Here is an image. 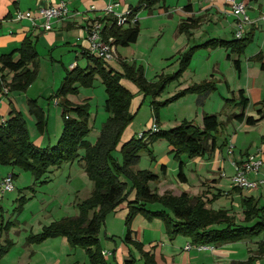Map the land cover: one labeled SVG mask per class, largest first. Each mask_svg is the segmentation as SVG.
<instances>
[{
    "label": "rangeland",
    "instance_id": "obj_1",
    "mask_svg": "<svg viewBox=\"0 0 264 264\" xmlns=\"http://www.w3.org/2000/svg\"><path fill=\"white\" fill-rule=\"evenodd\" d=\"M192 1L194 10L204 5L202 1L210 4V0ZM158 5L138 11V40L129 45L119 44L117 56L109 60V64L119 73H124L120 62L124 60L131 66L143 68L146 83L155 86L153 89L149 86L150 91H146L134 80L126 76L120 78V83L132 93L130 113L133 114L121 143L136 137L143 147L138 159L129 168L157 172L160 179L151 180L149 184L160 196L165 193H186L190 200L198 198L206 203V208L215 212L224 210L228 219L245 223L248 207L244 199L252 196L257 207L264 204V117L257 124L249 125L232 116L239 113L241 108L235 103L240 88L238 81L236 87H228L224 80L228 78L229 84H234L231 69L237 75L234 62L227 57V51L232 53L230 45L197 46L189 65L179 71L182 54L194 44L214 38L215 32L223 35L224 39H236L238 19L236 16L234 20L225 18V8L217 11L215 7L210 13H197L194 21L195 17L181 9V3L176 4V0H163ZM251 7L250 3L246 6V13L250 14ZM115 11L122 13L124 8ZM250 23L243 24L244 30ZM123 26L128 28L129 22ZM226 27L228 32L223 30ZM85 60L91 62L86 55ZM43 61V66L48 70L37 75L26 90L16 91L22 97L18 98L19 105L15 102L14 106L18 105L16 112H21L25 118L29 138L36 144L53 146L61 136L64 120L61 116V98L57 104L51 97L61 86L66 70L63 68L62 75L54 74L47 65L50 63L49 56L48 60ZM205 80L214 82L216 88L212 92L201 95L191 89ZM75 86L79 92H71L66 98L75 104L87 103L92 115L86 139L95 143L104 122L110 117L105 109L106 87L99 73L94 75L92 84L77 82ZM42 91L39 104L48 114L47 126L43 130L38 125L36 115L31 113L29 103L32 96ZM233 97L236 101L231 99L226 104L227 98ZM9 107L13 109V106ZM259 109L264 114V102L255 104L252 101L247 113L256 114ZM3 110L0 108V125L11 116ZM204 112L219 116L218 140L213 152L189 157L182 151L179 157L176 156L177 148L168 138L151 136L154 127L169 129L183 121L201 125ZM72 116H76L74 111ZM224 141L228 144L223 145ZM231 144L234 148L229 152ZM78 154L72 160L50 166L38 180L29 169L0 164V181L5 175L14 174V189L7 192L0 189V247H5L9 240L13 242L10 250L0 257V264H123L130 254L137 264H146L147 258L151 257L160 264L159 255L172 264H242L253 257L256 259L250 264H264V257L257 253L264 234L222 246L200 247L191 236L181 233L174 235L169 229L168 217L149 216L139 211L127 223V200H123L115 210L105 212L95 245H74L66 233L42 237L46 231L64 229L77 219H90L95 213L102 212L100 205L92 206L89 203L94 196L95 185L85 170L82 159L85 149L80 148ZM248 154H255L257 159L263 161L260 169L251 175V180L263 182L256 188L240 189L233 180L236 163L247 159ZM113 156L119 164H124V154L119 149L113 151ZM181 160L187 177L185 181L178 177ZM163 164L165 170L162 169ZM119 179L125 182L124 192L129 191L130 198H133L136 191L130 178L121 172ZM178 191L181 193L176 194ZM149 208L164 209L169 216L174 215L173 209L161 200L154 201ZM127 228L131 230V239L125 240ZM187 245L192 247L187 249Z\"/></svg>",
    "mask_w": 264,
    "mask_h": 264
},
{
    "label": "trees",
    "instance_id": "obj_2",
    "mask_svg": "<svg viewBox=\"0 0 264 264\" xmlns=\"http://www.w3.org/2000/svg\"><path fill=\"white\" fill-rule=\"evenodd\" d=\"M162 1L139 0L136 6L129 8L131 11L129 19L137 17V13L141 9L152 8ZM187 6L190 7L191 5ZM107 20L111 22L102 29L105 38L114 37L117 46L119 44L129 45L137 41L140 34L138 18L134 22L129 20L130 26L128 28L118 25L117 19L113 16L108 17ZM251 40L252 37L249 36L232 40L214 37L205 40L201 44H194L182 54L179 71L189 65L193 51L199 45H213L214 47L230 45L233 53L241 54ZM16 52L19 53L18 58L14 57ZM87 56L90 58V64L86 68L75 66L74 69L67 71L61 86L51 97L53 99L61 98L63 103V130L55 145L42 146L33 142L29 138L23 114L19 111L16 112V109H13L10 113L11 116L0 125V164L19 165L29 169L37 180L44 176L50 166L72 160L79 155L78 150L80 148L85 149V154L82 156L85 161V170L95 185L94 196L89 203L92 206L100 205L102 212L95 213L90 219H77L64 229L46 231L42 234V237L66 233L74 245H95L99 240V226L105 212L115 210L123 200H127L129 206L127 223L139 211L149 216L168 217L169 229L174 235L181 233L191 236L198 246H222L236 240L263 235L264 204L257 207L254 197L250 196L244 199L248 210L245 223L240 224L228 219L224 210L217 212L210 210L206 208L205 202L197 200L198 198H195L194 202L189 199L186 193L180 195L165 193L160 196L149 184L151 180L158 181L160 179L158 173L146 169L134 171L129 168L138 159L139 152L143 147L139 141L140 139L138 140L136 137L121 143L123 132L132 122L133 114L130 113L132 93L120 83V78L126 76L137 82L146 91H150L149 86L152 89L155 86L146 83L143 68L131 66L125 60L120 61L124 73H119L104 58L90 54ZM38 57L35 45L29 38H25L16 51L0 55V92H4L5 88L9 92L26 90L37 78ZM30 64H33V69L29 67ZM234 64L238 69L240 68L239 60H235ZM6 70L13 72L10 81H7L4 75ZM96 73L101 75L106 87L105 109L110 113V117L104 122L100 137L95 143H91L86 139L90 131L91 118L87 103L73 104L66 96L71 92H79L77 86H75L77 82L86 85L92 84ZM215 88L214 82L205 80L196 83L191 89L197 90L201 95H206ZM231 99L236 101L235 97L227 98L226 104ZM29 103L31 113L36 115L38 125L43 130L47 126L48 114L40 106L37 99L31 98ZM235 103L241 108V111L233 113L232 116L242 122L255 125L264 117L261 109L258 110L257 117L246 113L250 100L244 89L238 91V99ZM73 111L76 116H72ZM219 124L218 114L204 112L201 125L183 121L181 124L169 129L158 127L151 136L168 138L177 148L176 156L181 157L180 153L182 151L187 153L189 157L203 156L207 151L213 152L215 150ZM227 144V141L223 142V145ZM117 149L124 154V164L122 165L113 156V151ZM183 163L181 160L178 171V177L181 181L187 179ZM165 167L163 164L162 169L165 170ZM121 172L126 174L132 181V187L136 191L133 198H130L129 191L124 192L125 182L119 179V173L121 174ZM157 200H161L170 206L174 211V215L169 216L164 209L151 210L149 205ZM126 239H131L129 228H127L125 234ZM12 244L13 242L9 240L5 247H0V257L10 250ZM258 247V255L264 257V239L259 242ZM254 259L256 258L253 257V259L242 264H250ZM123 264H137V262L135 257L130 254L126 256ZM146 264L158 263L154 257H151L147 258Z\"/></svg>",
    "mask_w": 264,
    "mask_h": 264
},
{
    "label": "crops",
    "instance_id": "obj_3",
    "mask_svg": "<svg viewBox=\"0 0 264 264\" xmlns=\"http://www.w3.org/2000/svg\"><path fill=\"white\" fill-rule=\"evenodd\" d=\"M61 1L67 3L69 10L68 16L63 19L54 20L52 29H44L42 26V19L37 13L38 7L42 5H58ZM138 1L139 0H0V55L8 54L14 50L16 51L22 45L24 39L29 38L34 43L39 55L37 67L38 75H42L43 70H48L43 66V60H48V56L50 63H47V65L49 71H52L54 74L62 75L64 73L63 68H65L66 72L74 69L75 66L86 68L90 64V62L85 60V55H88L87 49L89 45L87 38L88 29L93 27L96 23H101L102 27L106 24H110L111 21L107 19L111 17V15L106 13V6L109 3L118 2L119 4L115 7V10L121 11L124 8L125 11L136 6ZM181 1L182 0H176V4L181 3V9L190 14L192 18H196V14L199 12L206 11L210 13V11L216 7L217 11H222L223 8H225V12H223L225 18L230 20L231 18H233V20L235 19V16L231 13L230 6L225 0H210V4L202 1L204 5L201 4L198 10H194V3L192 0ZM249 3L250 7L252 4V7L251 10H249L250 14L247 12V15L251 19V23L249 27L247 26L245 29V36L252 37V40L241 54L227 51V57L230 61L235 62V60H239L240 68L238 69L233 63V68H235L238 75L237 76L234 70L231 69V75L235 78L234 84L232 82V85H230L229 79H224L228 87L235 86L238 81L240 87L238 89H244L246 96L250 100L248 107L251 105L252 101H255V104L262 103V101L264 102V0H248V4ZM189 4L191 5L190 7L187 6ZM19 11H32L35 15L34 20L28 18L18 19L17 13ZM139 15L141 16L142 13ZM223 30L229 31L227 27ZM215 34L217 38H225L223 35H219L216 32ZM14 57L18 58L19 53L16 52ZM85 61L87 62L86 65L84 64ZM72 65L75 66L72 67ZM29 67L33 69V64H30ZM4 75L7 81H10L13 72L6 70ZM15 93L16 95H14ZM42 93L43 91L38 92L31 98L37 99L38 103H40L39 97ZM47 93L48 92H46V94ZM20 95V92L16 91H8L7 93L5 92L4 95L0 92V108L4 109V113H11L13 109H16V106L18 107V98L22 97ZM260 97L263 98L260 100ZM7 99L9 104H7ZM58 99L59 98L54 99L57 101V104H59ZM15 102L16 104L18 103V105L14 106ZM72 103L75 104L74 102ZM9 105L13 106V109H11ZM247 114L258 116L257 113L251 114L248 112ZM180 193V191L176 192V194ZM158 260L160 264H172V262H168L166 258L161 255H159Z\"/></svg>",
    "mask_w": 264,
    "mask_h": 264
},
{
    "label": "built area",
    "instance_id": "obj_4",
    "mask_svg": "<svg viewBox=\"0 0 264 264\" xmlns=\"http://www.w3.org/2000/svg\"><path fill=\"white\" fill-rule=\"evenodd\" d=\"M226 3L230 6L231 13L237 17L239 23V29L236 33L237 38H243L245 36V30L243 24L245 22H251V19L246 13V6L248 5V0H225ZM118 2L109 3L106 6V12L109 15H112L117 19V24L123 26L128 22L129 15L131 11L125 10L122 13L115 11V7L118 5ZM68 6L65 1H61L58 5H42L38 7L37 13L38 16L42 19V26L46 30H50L53 27L54 20L63 19L68 16ZM34 13L32 11L17 13L18 19L28 18L34 20ZM137 17H134L130 22H134ZM102 24L96 23L93 27L88 29V49L87 53L90 55H96L104 58L109 61L112 60L113 56L116 55L117 45L115 43L114 37L105 38L102 33ZM75 65H72V67ZM7 89H4V92L7 93ZM157 127H154V131ZM234 146L231 144L228 151H233ZM263 165V161L256 158L255 154H248L247 159L242 160L240 163H236V174L233 178L234 182L240 189L244 188H256L263 181H254L251 180V175L254 171H258ZM14 176L12 173L5 175L0 181V189L2 192L11 191L14 189ZM192 246L187 245L186 248L190 249ZM205 247L207 246H200Z\"/></svg>",
    "mask_w": 264,
    "mask_h": 264
}]
</instances>
